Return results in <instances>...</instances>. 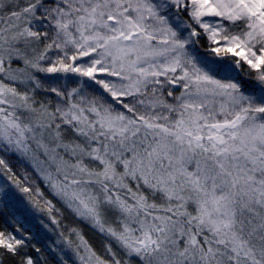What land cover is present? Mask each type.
Returning a JSON list of instances; mask_svg holds the SVG:
<instances>
[{
  "label": "snow or ice",
  "instance_id": "6c2138e0",
  "mask_svg": "<svg viewBox=\"0 0 264 264\" xmlns=\"http://www.w3.org/2000/svg\"><path fill=\"white\" fill-rule=\"evenodd\" d=\"M0 264H264V0H0Z\"/></svg>",
  "mask_w": 264,
  "mask_h": 264
}]
</instances>
